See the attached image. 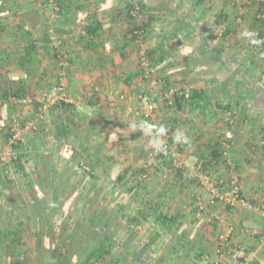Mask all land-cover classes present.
I'll return each instance as SVG.
<instances>
[{
	"label": "crops",
	"instance_id": "0c3cea01",
	"mask_svg": "<svg viewBox=\"0 0 264 264\" xmlns=\"http://www.w3.org/2000/svg\"><path fill=\"white\" fill-rule=\"evenodd\" d=\"M44 1L0 0V94L20 85L38 96L62 83L67 95L82 108L79 112L71 106L52 108L38 124V130L27 135L39 139V154L53 153L55 169L75 172L69 177L71 181H79L85 167L95 179L86 177L82 187L89 184L114 186L104 192L106 195L85 193L74 206L81 207L79 213L92 212L87 206L83 208L88 200L101 202L92 204L96 209L108 206L103 210L104 217L125 205L126 216L117 222L122 238L126 239L130 250L137 252L158 235L147 251L156 264H173V257H177V261L183 260L182 252L196 242L197 234L209 232L207 223L210 224V239L205 245V264H231L229 257L215 254L216 239L226 231L233 245H242L253 253L248 264L263 261L264 65L249 63L252 52H249L247 40L240 36L242 31L249 30V22H239L234 17L226 20L224 25L229 27L230 35L224 40L220 37L221 29L215 30L213 21L221 11L229 15V0H201V3L198 0H62L57 16L46 8ZM134 2L142 4L144 20L148 16L150 19L143 42V47L155 59L149 79L143 76L138 64L140 47L129 36L132 23L126 10ZM192 26L198 33L200 27L204 28L203 37L220 48L225 56L237 59L227 68L210 69V74L215 75L214 82L202 81L205 80L202 77L204 67L193 65L192 60L185 64L181 62L182 58L192 57L199 51L200 37L198 33L191 36ZM167 35L176 37L172 36L173 39L168 41ZM178 39L183 45L174 51H159L166 41L172 43ZM237 47L242 53L235 51ZM55 52L67 55L68 66L62 67L58 63ZM160 57L163 58L158 61ZM157 79L168 87L213 90L215 96H221L218 104L230 109H218L214 100L211 101L212 108L201 112L188 107L168 109L158 99V111L152 120L141 119L135 115L134 98L141 93L156 97L161 86H151V80ZM248 79L254 80V84ZM92 93L96 96L89 97ZM122 95L126 101L119 100ZM14 112L15 109L2 100L0 124L8 122ZM23 117L27 121L35 120L33 108H25ZM139 121L164 125L174 137L181 160L189 168L194 167L201 154L208 155L210 151L211 155L212 149L218 147L233 164L241 196L252 207H227L213 201L196 184L188 185L174 175L159 174L153 167H147V153L149 155L154 148L148 137L138 131L132 132L129 127ZM1 131L0 138H4ZM184 137H187L186 141ZM27 152L28 157L36 155L35 150ZM32 165L35 163L29 162L27 168L33 178L37 172ZM3 166L1 164L0 169ZM209 170L214 177L228 178L227 184L232 178L228 167L221 162L211 165ZM118 175H123L122 182H116ZM146 175L147 183L138 187L137 182ZM22 179L26 186V180ZM136 184L139 190L134 189ZM27 193L15 195L26 201ZM1 197L0 203L4 202L5 196ZM154 199L160 201L159 209L163 215L175 216L178 221L193 218L194 201L201 199L205 220L184 227L177 234L173 226L160 227L153 222V216L144 213L146 204ZM139 210L145 219L125 220L136 216ZM197 251H190L191 257L195 258ZM73 255H67L64 264L75 262L77 258ZM186 260L190 263L188 257ZM30 264L38 263L30 261Z\"/></svg>",
	"mask_w": 264,
	"mask_h": 264
},
{
	"label": "trees",
	"instance_id": "16d2710c",
	"mask_svg": "<svg viewBox=\"0 0 264 264\" xmlns=\"http://www.w3.org/2000/svg\"><path fill=\"white\" fill-rule=\"evenodd\" d=\"M229 1L231 5L229 15L224 11H221L214 17L215 19L213 21V25L215 30L219 28L221 29L220 37L222 39L224 38V40L225 38L229 37V27L224 24L226 23V20L234 17L236 19L243 20L244 22L248 21L249 30L256 32L258 38L264 39V21L256 19L255 17L256 11L259 10L258 6L253 4L250 9L248 8L249 10L243 12L244 8L247 6L245 4V0ZM198 3H201V0H198ZM130 6L131 5L127 7L126 15L128 9H130ZM141 16L142 17L139 21V27L136 25V23H133L131 29H135L137 27L142 29L144 31L145 40L148 22L150 19L148 16L147 20L145 21L143 18L144 13H142ZM193 28L194 27L192 26L191 36L192 34L198 33L194 31ZM131 29L129 36L132 32ZM199 31L201 32L198 33L200 37L198 53L194 54L192 57L189 56L182 58L181 62L185 64L186 62H190L192 60L193 65H198L200 68L204 67L206 70L202 74V77L205 78V80L202 81H204V83L207 81L214 82L216 80L215 75L210 74L212 69L219 68L220 70L224 67L227 68L237 59L225 56L220 48H217L215 44H212L211 41H208L209 39L203 37L202 35H204L205 32L204 28L200 27ZM172 36L176 37V35H167L166 40L169 41L170 39H173ZM130 38L134 42L135 37L133 36ZM168 41H166L160 49L158 48L160 52L165 51V49L174 51L178 46L183 45V41L180 39L172 43H169ZM247 46L249 48V52H252L249 63L256 66L264 65V47L253 46L249 43ZM235 51L242 53V49H240V47H237ZM146 55L149 58L150 69L152 70V63L155 59L147 50ZM161 55L163 54L161 53ZM162 58L163 57H160L158 61ZM140 69L141 72H143L142 68ZM250 76L254 78V75L251 74ZM241 78H244V76ZM249 82L253 83L254 80H249ZM166 86L168 87L167 84ZM212 91L213 90L206 91L203 88H193L189 90V98L187 100L175 97L173 106H166L163 103L161 104H163L165 108L168 109L181 110L182 107H188L192 111L201 112L202 110H205L209 107L212 108L211 101L213 102L214 100L215 106L218 109H230L229 106L225 107L218 104L221 100V96H215V93ZM251 91L254 93V90ZM143 94H146L152 98L151 94L149 93ZM28 95L31 98L35 97L33 93L31 94V91L25 90L23 86L19 85L9 89L3 94H0V99L8 102L10 97H23ZM95 96L96 95L92 93V95L89 97ZM158 99V94H156V97L154 96L153 100L157 102ZM157 111L154 113L153 117ZM8 127L9 128H4L1 131L4 133V138L6 141H8L11 131L14 129V126L11 124H9ZM171 142L175 143L173 135L171 136ZM39 144L40 141L37 137L30 136L25 138L22 143H18L17 145L13 146V149L17 151L18 159L11 164L14 168V171L24 178V180H26L28 192V197L26 199L28 201H21V199H19L15 193H13L11 190L8 191L10 185H13L11 179L7 175L9 171L3 167L0 169V196H2L1 198L5 196L4 202L0 203V264H30V261H37L38 264H64L67 259V255L71 256L72 254H74L73 256H75L77 260L75 262H71L70 264H130V262L133 264H156L154 259L148 256L147 251L151 245L156 242L158 235H155L148 243L143 244L142 248H140V250L137 252L130 250L124 241L126 239L122 238L121 231L117 227L119 226L117 222L124 220L123 218L126 216L125 210L127 208L125 205H120L116 211L111 210L106 217H104L102 214L103 210H106L108 206H105L101 209H96L92 205L93 201L90 200L84 203L83 208L87 206L86 208H89V210L92 212L84 213L81 211L80 213L75 214L72 211L71 207L77 206L80 203L79 201L81 198L91 192V187L85 191L81 190L82 181L86 177L95 179V176L90 170L89 172L81 171L82 173L78 177L79 181L77 180L78 173L75 175L77 181H71L69 177L75 174V172L73 170H65L64 172H60L55 169V165L52 164V162H54L53 153L39 154ZM31 150H35L36 155L34 157H29L28 160L26 159L28 162L23 160L27 151ZM150 153L155 154L154 162L151 165L155 171L161 174L164 169H170L169 160L161 158L160 154H158V152L155 150L150 151L149 154ZM199 157V160L194 163V167L192 168L210 174V166H214L218 162H221L226 167H228L229 171H234L233 164L230 162L231 165H229V160L224 157L223 152L218 147L212 149L211 155L209 151L208 155L203 153ZM29 162L35 163V165L32 166L35 167L34 169H36L37 173L33 178L31 171L29 172L27 168V164ZM185 167L186 168L182 171L172 170L171 172L166 173V175H174V177L179 181L182 180L188 183V185H195L197 181L193 180L189 176V170L192 168H189L186 165ZM9 173H11V171ZM230 176L232 177L231 172ZM216 178L223 179L225 182L228 179L221 177ZM122 179L123 175H118L115 180L116 182H122ZM147 180L148 179L146 175L144 179H141L139 182H137L139 186L136 184L134 189L137 188V190H139L138 187L147 183ZM94 186L100 187L102 192L111 190L114 187L113 185L104 187L93 184L92 187ZM197 186L199 187V185ZM201 190L203 191V189ZM156 198H159V196ZM197 200L194 201V207L192 209L193 211L191 212L193 214V218L188 217L185 221H178V218L175 216L168 217L167 215H163L159 209L160 201L157 199H154L153 202L148 201L149 203L146 204V207L145 205L141 207H145L143 210L144 213H148L149 216H153L152 220L156 225H160V227L165 228L173 226L176 230V233L178 234V230L180 231L184 227L188 228L196 222L205 220L204 216L199 220L195 218V214L197 212ZM147 209L148 212H146ZM137 213L138 214H136V216L130 217L129 219L126 218L125 220L137 222L138 220L145 219L144 214H142L140 210ZM200 225L201 223L198 224V226ZM206 227L208 228L209 232L197 234L198 236L195 239L196 242H192L193 244L189 248L190 250L188 249L182 252V254L185 255V258H183V260H179V264H205V245L206 243L208 244L210 239V224L207 223ZM176 233L174 231L173 236H175ZM31 242H33L32 247L30 246ZM203 242H205V244ZM203 244L204 246L200 247V245ZM76 248H78V250ZM181 248H183V246H181ZM181 248L178 249L181 250ZM196 250H199L197 251L196 257H191L190 253L195 252ZM163 252L166 254L165 249ZM128 257L131 258L129 261L127 259ZM187 257L189 258L190 263L187 262ZM212 264L219 263L216 262Z\"/></svg>",
	"mask_w": 264,
	"mask_h": 264
},
{
	"label": "built area",
	"instance_id": "2783aa9c",
	"mask_svg": "<svg viewBox=\"0 0 264 264\" xmlns=\"http://www.w3.org/2000/svg\"><path fill=\"white\" fill-rule=\"evenodd\" d=\"M61 2L62 0H45L44 5L46 8L50 9L53 15L57 16L60 11ZM245 4L247 6L244 8L243 12H246V10H249L252 5L255 4L259 8V10H257L255 13L256 19L264 21V0H245ZM143 12L142 4L138 2L131 4L127 15L132 25L133 23H136V25L139 27V21L141 20V14ZM238 21L240 22L241 20L238 19ZM138 27L131 29L132 32L130 37L134 36V43L140 47L138 50V64L143 70L144 77L149 79L151 75L150 63L149 58L146 55V49L143 47L145 35L144 31ZM55 57L62 67L68 66L69 59L65 53L55 52ZM159 84L161 86L158 91L159 102L165 104L166 106H173L175 97L185 100L189 98L188 89L167 87L160 79L151 80V86H156ZM119 100L126 101L127 99L124 95H122L119 96ZM134 101L137 103V106L135 107V115L146 121H151L154 113L158 110L159 103L143 93L136 95ZM8 104L15 109V112L12 116L13 119L11 120V125L14 126V129L11 131L10 137L8 139V148L5 153L7 156L5 154L3 157L0 156L1 164L6 162L13 163L18 159L17 151L13 149V146L17 145L18 143H22L25 139V135L35 128L32 122H21L20 114L17 111L18 109L32 105L33 115L36 121L43 120L45 114L52 108L71 106L75 112H79L82 109L79 105L75 104L71 97L67 95L62 83L54 85L52 88L43 91L40 95L35 96L34 98H30L28 96L10 97ZM171 136L172 135L167 130V134L163 136L166 150L164 152H158L161 158L170 161V169L163 170L165 174L171 172L172 170L182 171L186 168L184 162L181 160L178 147L175 145V143L171 142ZM154 158V153H150L148 155L149 163L147 167H152L151 165L154 162ZM26 159L27 157L25 160ZM229 165L231 164L229 163ZM82 170L89 172V169L85 167H83ZM230 172L232 178L228 184L223 179L216 178L195 168L189 170V176L193 180L197 181L196 184L199 185V187L203 189V191L208 194L212 200L222 205L229 206L231 208L235 206H241L244 208L252 207V205L240 195L239 186L237 185L234 173L232 170ZM196 209L197 212L195 214V218L197 220L202 219L204 216L205 206L201 199L197 200ZM215 254L218 257H229L231 264H248L252 259L253 253L242 245H233L230 241L229 233L226 231L219 234L216 239ZM258 264H264V260L260 261Z\"/></svg>",
	"mask_w": 264,
	"mask_h": 264
},
{
	"label": "rangeland",
	"instance_id": "374dc122",
	"mask_svg": "<svg viewBox=\"0 0 264 264\" xmlns=\"http://www.w3.org/2000/svg\"><path fill=\"white\" fill-rule=\"evenodd\" d=\"M4 87V86H3ZM28 97H30V96H28ZM31 98V97H30ZM153 98V97H152ZM1 99H0V103H1ZM134 107H136L137 106V103L135 102L134 103ZM25 108H31V110H32V108H33V106L32 105H28V106H25V107H23V108H20V109H18L17 111L19 112V114H20V120H21V122L22 123H25V122H27V120L23 117V110L25 109ZM14 114V113H13ZM11 119H13V118H11ZM11 119H9V121L11 120ZM4 122V123H1L0 124V131L1 130H3L4 128H9L8 126H9V124H11V122ZM42 121V120H41ZM40 120L39 121H36V120H33V119H29L28 120V122H32L33 124H34V129L32 130V131H30V132H28V134L27 135H29V133L30 134H32V133H35L37 130H38V124L41 122ZM27 122V123H28ZM27 135H25V138L27 137ZM25 140V139H24ZM5 142V139L4 138H0V156H2L3 157V155L6 153V151H7V148H8V146H7V144H8V141H6L5 142V145L4 146H2L3 145V143ZM6 146V147H5ZM4 148V149H3ZM28 153V152H27ZM6 156H7V154H5ZM25 157H27V160H28V158L30 157H28L27 156V154H26V156ZM25 157L23 158V160H25ZM26 160V161H27ZM28 162V161H27ZM3 168H5L7 171H11V173H9L8 172V177L11 179V181H12V184L13 185H10V187L8 188V191L9 190H11L13 193H21V192H27V188H26V186L24 185V181H23V179H22V177H20V175H18L15 171H14V168L12 167V164L11 163H9V162H6V163H4V166H3ZM84 171V170H83ZM91 187V192H89V194H92V195H100V194H102L103 195V193L104 192H102L101 191V189H100V187H92V185L91 184H89L88 185V187H82V191H85L86 189H88V188H90ZM105 194V193H104ZM2 195H4V194H2ZM106 195V194H105ZM109 196H111V198L113 197L114 198V196L113 195H109ZM4 198V197H3ZM110 199V198H109ZM111 200V199H110ZM110 200H108V201H110ZM106 201V200H105ZM120 201V200H119ZM99 203H101V202H98V201H95L93 204L94 205H98ZM105 203H107V201L105 202ZM79 210H81V207H73L72 208V211L75 213V214H78L79 213ZM121 221H123V220H121ZM120 221V222H121ZM121 225V224H120ZM122 226V225H121ZM203 228V227H202ZM122 236V235H121ZM176 254V253H175ZM172 260H174L175 262L173 263V264H178L179 263V260L177 261V257L176 258H171ZM168 264H172V263H168Z\"/></svg>",
	"mask_w": 264,
	"mask_h": 264
},
{
	"label": "clouds",
	"instance_id": "9594fccd",
	"mask_svg": "<svg viewBox=\"0 0 264 264\" xmlns=\"http://www.w3.org/2000/svg\"><path fill=\"white\" fill-rule=\"evenodd\" d=\"M242 39H246L250 45L264 47V39H260L257 33L245 29L240 33ZM132 132H140L142 136L148 137L149 142L156 152H164L166 145L163 136L167 134V129L164 125H154L146 121L133 122L129 125ZM179 134L177 139H179ZM185 141L187 137H184Z\"/></svg>",
	"mask_w": 264,
	"mask_h": 264
}]
</instances>
